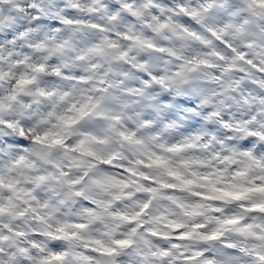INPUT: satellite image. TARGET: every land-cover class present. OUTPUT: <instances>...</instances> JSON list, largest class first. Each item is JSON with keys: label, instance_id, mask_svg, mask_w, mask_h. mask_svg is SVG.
Returning <instances> with one entry per match:
<instances>
[{"label": "clouds", "instance_id": "obj_1", "mask_svg": "<svg viewBox=\"0 0 264 264\" xmlns=\"http://www.w3.org/2000/svg\"><path fill=\"white\" fill-rule=\"evenodd\" d=\"M0 264H264V0H0Z\"/></svg>", "mask_w": 264, "mask_h": 264}]
</instances>
